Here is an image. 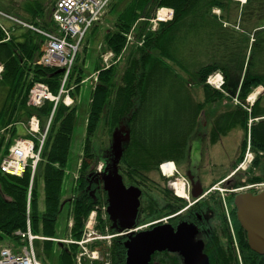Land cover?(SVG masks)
Segmentation results:
<instances>
[{
    "label": "trees",
    "instance_id": "16d2710c",
    "mask_svg": "<svg viewBox=\"0 0 264 264\" xmlns=\"http://www.w3.org/2000/svg\"><path fill=\"white\" fill-rule=\"evenodd\" d=\"M12 2L11 5L4 6L5 13L30 22L39 29H49L50 12L47 3L26 0L21 4ZM205 2L206 0H130L125 5V19L122 23L128 26L137 15L148 16L147 10L156 5L157 8L173 9L175 16L171 22L160 25L157 31L148 28L147 35H142L146 41L142 47H138V57L132 59L123 72L118 88L114 85L117 80L116 68L103 71L106 76L100 75L95 86L84 147L85 155L91 160L95 158L91 140L106 110V120L127 118L130 125L131 145L122 155L119 164L126 163L134 170L151 166L156 171L162 161L173 160L181 155L180 148L186 146L200 117H209L212 106L222 98L207 83L211 75L222 73L225 80L223 90L232 97L238 95L241 101H245L253 86L261 83L259 77L264 69V60L256 59V47L264 44V39L254 40L251 53H248L250 27H264V0H247L238 17L233 20L225 16L224 10L230 12L227 7L231 4L239 8L238 3L233 0H208L206 5L209 9L203 12ZM213 7L222 10L220 16L211 12ZM0 10L3 8L0 7ZM230 22L233 25L239 24V29L236 31L233 27L224 26ZM8 27H11L8 28L9 31L14 28L15 32L6 41L0 26V64L3 66L0 76V131L16 119L21 122L25 118L29 120L32 116H37L41 121H46L53 104L47 101L40 108L29 107L30 89L35 82H43L53 94H57L62 80V75L55 69L37 64L44 41L36 32L12 23ZM118 28L117 32L109 33L106 38L109 50L116 55H120L127 44L125 30H122L125 27ZM261 32L264 33V30ZM261 32L254 36L257 37ZM76 63L77 59L73 70ZM252 68L254 69L251 70ZM196 87L201 89L204 103H198V99L192 97L191 93ZM115 88L116 96L109 97L111 90ZM253 114L261 117L264 112L254 111ZM215 115L213 113L210 118ZM236 115L238 114L224 116L215 126L233 128L242 122L246 123V118L245 121L240 120L235 118ZM77 122L74 106H57L41 156L43 164L39 163L37 170L40 166V171L38 175H34L33 180L30 169L22 177L8 175L0 170V243L7 239L15 245L19 244L20 239L15 233L26 231L28 217L33 234H43L49 239L57 237L55 224L58 222L57 214L62 202L63 174L68 166ZM256 127L253 129V145L264 150V121ZM121 137L125 138L126 135ZM118 139L121 142L127 140ZM88 165L90 164L84 162L83 168L88 169ZM40 176L45 185L46 202L45 209L38 212L36 206L40 195ZM92 180H79L81 195L70 203L74 222L71 229L73 239L80 238L84 220L99 204L98 197L92 198L87 192ZM28 205L31 211L29 213ZM53 242L44 241L41 256H53V252H56L53 246L57 245ZM113 249L114 252L118 251L120 257L117 264H124V256L120 250L116 247ZM60 252L57 263L72 264L74 253L71 250Z\"/></svg>",
    "mask_w": 264,
    "mask_h": 264
},
{
    "label": "rangeland",
    "instance_id": "374dc122",
    "mask_svg": "<svg viewBox=\"0 0 264 264\" xmlns=\"http://www.w3.org/2000/svg\"><path fill=\"white\" fill-rule=\"evenodd\" d=\"M14 2L15 4L21 2L24 3L22 0L15 1V0H0V7L3 8L2 11H6L5 7L11 5V2ZM43 3H47L48 11L51 9L52 4L50 1H44L41 0ZM235 3L239 4V8L234 6L233 4L228 5V10L230 12H226L224 10L225 16L229 18L230 20H233L237 18L240 14L241 8L247 3L245 0V3H242L240 1L244 0H233ZM12 2V3H13ZM130 2V0H114L113 3L109 6V8L104 11L101 15V19L93 26V29L89 31L87 34L84 43L81 47V52H79L80 57L77 59L76 67L74 70L71 71L69 77L67 78L64 87L62 89V95L59 100V105L63 104V101L66 99V97L69 96L71 99L72 105L75 107L77 116H78V122H77V128L75 131V134L73 136V144L70 151L68 166L64 169L63 174V184L61 189V200L60 206L58 209V222L56 225L57 228V237L56 240H60L62 244V250H58L57 247L53 246V249H56V252H53V256L51 258H47L48 262H45L41 257V249L40 247L43 246L44 241L48 239V237H45L43 234H37L35 235L38 237L36 241L34 242V248L36 251V254L38 258H41L43 264H58L57 258L58 255L61 253L60 251L64 250H71L74 253V256L72 258L73 262L72 264H117L120 257L118 254V251L114 252V246L112 244L113 238H111L110 233H105V212L102 208H104L103 203V194H99L97 197L99 199L98 206V218L97 223L94 221V218L92 221L88 220L87 222L84 220V226L83 231L81 232V236L79 239H73L71 237V229L73 224V218L71 216V201L74 200L75 197H79L81 195V191H79V180H86L95 178L96 173H100L101 175L104 173V170L106 168L107 164H110L112 159L115 160L117 149L122 148V153L125 154L130 148L131 145V130L130 125L128 123V119L124 118L121 120H107L104 118L108 111L106 110L103 114L102 121L99 125V128L97 132L95 133L94 138L91 140V147L93 150V154L95 156L94 160H91V158L87 157L85 155V144L87 139V129H88V123H89V117H90V110L93 105L94 101V92H95V86L97 84V81L100 77V75H105L103 71L107 72L111 70L112 68H116L115 76L117 78L116 81H114V85L116 88H118L121 84V78L123 76V72L126 70L129 62H132L134 58L138 57L140 47L138 40L142 41L144 35L148 33V28L151 23H154L153 17L157 15V11L161 8L157 5L152 8L148 9L147 13L148 16H139L134 17V21L132 23H129V26L126 23H122V21L125 19V12L124 7L127 5V3ZM207 2L206 0L204 7L205 9H202L203 12L207 9ZM5 6V7H4ZM124 12V13H123ZM211 12L214 15L220 16L222 13L221 9H218L216 7H213L211 9ZM264 18V15H263ZM30 23V22H29ZM122 23V24H121ZM32 24V23H30ZM48 24H50L49 28L52 27V23L50 20H48ZM233 22H230L229 24L225 23L224 26L233 27L236 31L239 29L238 25H233ZM34 25V24H32ZM119 27L124 26L122 30L124 31V34L126 36H130L129 43L127 44L124 53L120 56L119 59L116 57L109 58V48L106 43V38L109 33H114L119 30ZM159 23L155 25V27H159ZM251 33L250 35V46H249V53H251L252 44L254 40H258V38L264 39V33L261 32V30H264V27L262 28H255L250 27ZM143 30V32H142ZM153 31V30H151ZM157 31V30H156ZM261 32L257 37L254 36L255 33ZM146 39H144L142 46L144 45ZM264 44L261 46L257 45L256 49V59L264 60ZM141 46V47H142ZM42 52V49H41ZM108 58V59H107ZM114 58V59H113ZM109 59H113L112 61H109ZM255 66V65H254ZM252 68L251 70H253ZM217 72L211 75L207 81L209 85L218 91L222 98L218 99V101L215 102V104L210 109V115L208 116H202L200 117V122L198 123V126L194 129V133L198 132H215V131H230L231 133L230 138L232 139H226L227 143L230 145V142L234 143L235 145H238L243 139L244 133H249L251 130L257 128L256 126L259 125L262 121H264V114L261 117H255L253 112H264V69L262 70V73L260 74L259 79L261 80L260 84H257L253 86L250 90V93L246 96L245 101H241L238 98V95L236 97L230 96L228 93L224 92L223 89H217L215 86H217L220 81L216 79ZM216 81V85L211 84ZM42 84L45 85L43 82H35V84ZM224 83V81H223ZM34 84V85H35ZM33 85V86H34ZM61 86V83H60ZM111 90L109 97L114 98L116 96L117 90ZM61 92V90H60ZM59 92V93H60ZM192 97L198 100L196 102L198 103H204V97L201 93V89L196 87L191 93ZM31 93H29L30 100ZM108 97V98H109ZM253 97V98H252ZM107 98V101H108ZM28 106L29 101H28ZM216 114L215 117L210 118L212 114ZM231 114H238L235 118L244 120L247 119L246 123L235 125L233 128H221V126H215L218 120L224 119V116L231 115ZM53 118L49 117L46 121L45 119H42L44 123L40 120V133H43L42 131L49 127V121ZM207 119L209 121L207 122ZM29 120L25 118V121L19 122V119L13 120L12 124L3 130L0 131V157L5 159L9 153V149L11 145L16 141L19 136H21V133L19 129L23 126L22 134L26 136L29 134L32 139L35 140L37 135L31 131L30 127L28 125L26 126L25 123H27ZM245 121V120H244ZM20 123H24L20 125ZM216 127V128H215ZM224 127V126H223ZM256 131V130H255ZM130 132V137L124 141L121 142L118 138H122L121 135L126 134ZM39 133V136L42 135ZM50 135V134H49ZM193 135L191 136V138ZM232 140V141H230ZM190 141V138H189ZM35 143V142H34ZM120 143V145H118ZM94 146V147H93ZM231 146H233L231 144ZM95 148V149H94ZM216 148V147H215ZM212 150V149H211ZM216 149L212 150V153L215 154ZM11 151V150H10ZM216 154L219 155V153L216 151ZM41 156L42 152L39 155V159L37 161V164L34 168V175H38L40 171L37 170V167L39 163L41 162ZM93 156V157H94ZM233 156V154H232ZM163 159V158H162ZM164 160V159H163ZM159 161V160H158ZM84 162H86L88 165V169H84ZM163 162V161H162ZM161 162V163H162ZM43 164V161L41 162ZM40 164V165H41ZM82 167V169H81ZM174 171V168L172 165L166 166L164 170H168L169 173H172V170ZM151 171H153V168L151 166L149 167H143L142 169H131L127 166V164L122 163L120 166V175L122 176L121 181L123 180L124 183L133 184L140 182H146L150 179V176L154 177L152 175ZM36 172V173H35ZM185 181V176L182 175L180 177V185H183V182ZM142 184V183H141ZM143 185V184H142ZM179 185V186H180ZM38 189H39V199L37 201L36 209L38 212H41L45 209V202H46V192H45V185L42 181V178L38 179ZM145 196L143 197V203L148 200L147 196V189L145 190ZM101 211H103V214H100ZM31 212V211H30ZM146 212V209L144 210ZM110 234V235H109ZM108 237V238H107ZM53 241V240H52ZM14 242L11 240H5L2 243H0V246H6L11 245ZM56 244V241L53 242ZM58 252V253H57ZM50 262V263H49Z\"/></svg>",
    "mask_w": 264,
    "mask_h": 264
},
{
    "label": "flooded vegetation",
    "instance_id": "af4514ba",
    "mask_svg": "<svg viewBox=\"0 0 264 264\" xmlns=\"http://www.w3.org/2000/svg\"><path fill=\"white\" fill-rule=\"evenodd\" d=\"M230 134L219 130L194 133L186 147L180 148L181 155L173 158L177 171L170 178L164 177L159 169L146 182L127 185L122 180L127 189L134 187L141 191L131 229L126 228L130 219H121L110 210L109 186L115 167L121 176V165L113 164V159L106 165L102 178L90 182L87 192L92 198L103 194L105 233L111 234L114 248L124 258L125 243L135 235L168 231L171 236L175 234L171 240H176L183 252L156 251L150 257V264H264V255L249 247L236 207L238 194L253 192L247 188L252 176L258 182L264 180V150L253 145L252 131L244 133L238 145L227 143L226 139H232ZM211 149H216L219 155ZM249 153L252 158L248 161ZM164 171L170 176L168 170ZM182 175L185 176L183 189L177 191Z\"/></svg>",
    "mask_w": 264,
    "mask_h": 264
},
{
    "label": "built area",
    "instance_id": "2783aa9c",
    "mask_svg": "<svg viewBox=\"0 0 264 264\" xmlns=\"http://www.w3.org/2000/svg\"><path fill=\"white\" fill-rule=\"evenodd\" d=\"M111 1L57 0L51 15L55 28L47 31L34 29L46 39L44 53L38 64L54 69H63L65 82L74 66L80 44ZM172 17L173 11L163 9L158 13L157 21H169ZM28 27L33 29L31 26ZM112 56L110 54L108 57ZM45 100L57 102L58 98L53 97L45 86H36L32 91L31 103L36 106ZM30 129L34 133L39 132V121L36 118H32ZM44 139L45 135L39 140L38 146L29 140H18L8 157L2 162L1 170L9 175L13 173L12 175L17 177H22L28 166L34 171L44 145ZM252 187L262 188L264 184H257ZM18 234L29 240V248L23 247L18 251L11 248H1L0 264H41L32 247V241L35 237L30 232L29 222L28 232H19Z\"/></svg>",
    "mask_w": 264,
    "mask_h": 264
},
{
    "label": "water",
    "instance_id": "95a60500",
    "mask_svg": "<svg viewBox=\"0 0 264 264\" xmlns=\"http://www.w3.org/2000/svg\"><path fill=\"white\" fill-rule=\"evenodd\" d=\"M57 73L62 74L63 70H58ZM125 135L128 139L129 134ZM125 138L122 137L121 140ZM117 150L113 164H117L122 155L121 148ZM113 173L115 176L109 186L110 210L121 219H130L131 223L127 224L126 228L131 229L140 206L141 191L134 187L129 189L124 187L116 167ZM236 207L238 221L246 231L250 249L259 255H264V192L258 195L251 193L237 195ZM172 236L168 231L162 233L146 231L135 235L125 243L126 264H150V257L156 251L183 252L176 240H171V237L175 239V234Z\"/></svg>",
    "mask_w": 264,
    "mask_h": 264
},
{
    "label": "crops",
    "instance_id": "0c3cea01",
    "mask_svg": "<svg viewBox=\"0 0 264 264\" xmlns=\"http://www.w3.org/2000/svg\"><path fill=\"white\" fill-rule=\"evenodd\" d=\"M15 1H18L19 2V0H15ZM23 1V0H22ZM19 4H21V2H19ZM9 24V23H8ZM13 32H15V30H13ZM21 129H19V131H20V133H21V135H23L22 134V131L24 130L23 129V126L22 127H20ZM7 246H9V247H12V248H14L15 250H18V249H20V248H22V247H25L26 246V244H25V246H23V244L22 243H19V244H17V245H15V244H11V245H7ZM40 249H41V254H43V250H42V247H40ZM58 249V248H57ZM59 250V249H58ZM57 251V250H56ZM58 253V252H57ZM42 257V259L45 261V262H47V259L45 258V256H41ZM41 259V258H40Z\"/></svg>",
    "mask_w": 264,
    "mask_h": 264
},
{
    "label": "bare ground",
    "instance_id": "6f19581e",
    "mask_svg": "<svg viewBox=\"0 0 264 264\" xmlns=\"http://www.w3.org/2000/svg\"><path fill=\"white\" fill-rule=\"evenodd\" d=\"M240 1V0H239ZM38 64V63H37ZM38 65H40V64H38ZM216 79L219 81L220 80V76H216ZM253 98V97H252ZM169 165H172V164H168V165H165L164 166V168L166 167V166H169ZM172 167H173V165H172ZM174 173V171H172V174ZM13 174V173H12ZM11 174V175H12ZM170 174V176L172 175L171 173H169ZM180 190H182L183 188H182V186L180 185L179 187H178ZM30 194H31V190H29V196H30Z\"/></svg>",
    "mask_w": 264,
    "mask_h": 264
}]
</instances>
